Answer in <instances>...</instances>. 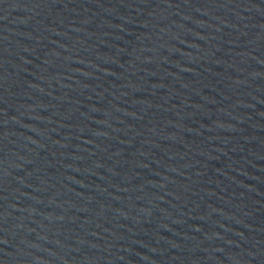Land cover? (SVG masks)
<instances>
[{
  "label": "water",
  "instance_id": "obj_1",
  "mask_svg": "<svg viewBox=\"0 0 264 264\" xmlns=\"http://www.w3.org/2000/svg\"><path fill=\"white\" fill-rule=\"evenodd\" d=\"M262 68L264 0H0V264H51Z\"/></svg>",
  "mask_w": 264,
  "mask_h": 264
}]
</instances>
